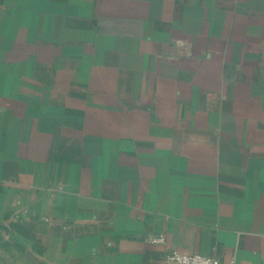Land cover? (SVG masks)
I'll return each instance as SVG.
<instances>
[{
	"label": "crops",
	"instance_id": "obj_1",
	"mask_svg": "<svg viewBox=\"0 0 264 264\" xmlns=\"http://www.w3.org/2000/svg\"><path fill=\"white\" fill-rule=\"evenodd\" d=\"M264 264V0H0V264Z\"/></svg>",
	"mask_w": 264,
	"mask_h": 264
},
{
	"label": "built area",
	"instance_id": "obj_2",
	"mask_svg": "<svg viewBox=\"0 0 264 264\" xmlns=\"http://www.w3.org/2000/svg\"><path fill=\"white\" fill-rule=\"evenodd\" d=\"M167 261L178 264H223L217 257L201 253H183L171 250L166 255Z\"/></svg>",
	"mask_w": 264,
	"mask_h": 264
}]
</instances>
